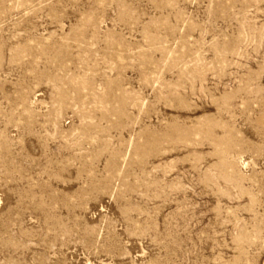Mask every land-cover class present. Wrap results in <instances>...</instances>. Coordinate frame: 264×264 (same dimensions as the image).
<instances>
[{
	"label": "rangeland",
	"instance_id": "374dc122",
	"mask_svg": "<svg viewBox=\"0 0 264 264\" xmlns=\"http://www.w3.org/2000/svg\"><path fill=\"white\" fill-rule=\"evenodd\" d=\"M0 264H264V0H0Z\"/></svg>",
	"mask_w": 264,
	"mask_h": 264
}]
</instances>
